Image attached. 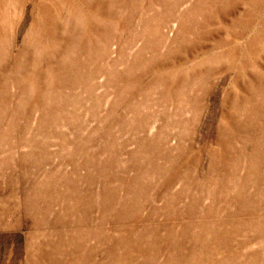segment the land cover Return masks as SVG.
<instances>
[{
  "label": "rangeland",
  "instance_id": "1",
  "mask_svg": "<svg viewBox=\"0 0 264 264\" xmlns=\"http://www.w3.org/2000/svg\"><path fill=\"white\" fill-rule=\"evenodd\" d=\"M0 264H264V0H0Z\"/></svg>",
  "mask_w": 264,
  "mask_h": 264
}]
</instances>
